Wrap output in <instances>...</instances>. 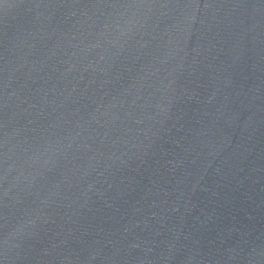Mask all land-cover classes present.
Instances as JSON below:
<instances>
[{
  "label": "water",
  "instance_id": "1",
  "mask_svg": "<svg viewBox=\"0 0 264 264\" xmlns=\"http://www.w3.org/2000/svg\"><path fill=\"white\" fill-rule=\"evenodd\" d=\"M0 264H264V0H0Z\"/></svg>",
  "mask_w": 264,
  "mask_h": 264
}]
</instances>
